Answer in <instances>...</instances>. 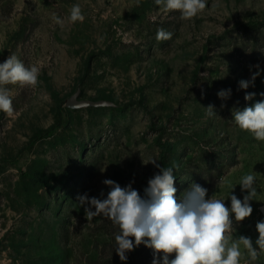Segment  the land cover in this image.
Instances as JSON below:
<instances>
[{"label":"rangeland","instance_id":"obj_1","mask_svg":"<svg viewBox=\"0 0 264 264\" xmlns=\"http://www.w3.org/2000/svg\"><path fill=\"white\" fill-rule=\"evenodd\" d=\"M206 3L182 20L155 0H0V63L14 54L39 69L35 87L4 86L14 111L0 112V264H152L144 244L121 261L118 226L103 215L87 220L90 205L77 197L106 198L105 179L131 183L143 197L160 171L153 159L177 166L178 202L195 183L230 209V192L243 200L240 179L254 174L253 212L240 222L231 214L226 236L229 244L249 237L259 251L264 141L232 113L264 101V0ZM76 4L83 23L69 19ZM160 28L172 39L158 41ZM257 71L254 86L241 89ZM227 89L222 100L217 93ZM246 93L255 96L246 101ZM240 251V264H264V255L250 261Z\"/></svg>","mask_w":264,"mask_h":264},{"label":"clouds","instance_id":"obj_2","mask_svg":"<svg viewBox=\"0 0 264 264\" xmlns=\"http://www.w3.org/2000/svg\"><path fill=\"white\" fill-rule=\"evenodd\" d=\"M155 3L163 5L165 12L179 11L182 20H191L207 7L206 0H155ZM53 19L57 24H63L55 15ZM69 19L73 23L84 22L85 16L78 4L70 9ZM172 36L171 32L163 28L156 33L158 41L171 40ZM256 67L259 68V65ZM259 74V71L255 72L250 81L241 80L239 87L247 89L250 84L254 86ZM38 76L37 67H26L14 54L0 63V112L11 115L14 111L9 90L4 86L19 83L21 86L35 87L39 82ZM217 95L222 100L227 99L231 96V89L220 90ZM261 95L264 96V93ZM254 96L255 93H246L244 99L251 100ZM206 110L209 116L215 115L212 105ZM232 114L241 130L250 132L257 141H264V101L243 110L234 109ZM148 163L160 171L148 180L143 197L133 189L131 183L121 187L111 179L103 181L110 189L106 198H89L87 194L77 197L81 206L86 203L90 205L84 207L87 220L103 215L118 226L119 233L115 235L116 254L121 261H126V253L141 244L154 250L152 264H161V260L162 264H240L241 244L247 250L250 261H256L260 255H264V221L256 224L259 235L255 244L259 251L253 247L249 237L240 236L229 244V237L226 236L227 232L233 231L231 214L240 222L253 212L250 201L258 195L254 174L243 175L240 179L242 191L247 190L243 200L230 192L229 209L222 199H206L207 189L195 183L178 202L173 174L177 166L174 164L161 168L154 159ZM130 237L134 238V242ZM161 253L162 258L159 256ZM173 253L174 258L169 259Z\"/></svg>","mask_w":264,"mask_h":264},{"label":"trees","instance_id":"obj_3","mask_svg":"<svg viewBox=\"0 0 264 264\" xmlns=\"http://www.w3.org/2000/svg\"><path fill=\"white\" fill-rule=\"evenodd\" d=\"M62 126H63V123L60 122L57 126H53L52 128H49V129L42 131L41 133L37 134L34 137L33 142H31V144L34 143L38 139H44V138H48V137L52 136Z\"/></svg>","mask_w":264,"mask_h":264},{"label":"water","instance_id":"obj_4","mask_svg":"<svg viewBox=\"0 0 264 264\" xmlns=\"http://www.w3.org/2000/svg\"><path fill=\"white\" fill-rule=\"evenodd\" d=\"M71 102H73V100ZM263 211H264V209H263Z\"/></svg>","mask_w":264,"mask_h":264}]
</instances>
